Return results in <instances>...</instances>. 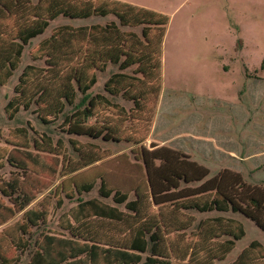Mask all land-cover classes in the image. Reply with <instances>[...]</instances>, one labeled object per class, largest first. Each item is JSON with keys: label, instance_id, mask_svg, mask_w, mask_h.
Masks as SVG:
<instances>
[{"label": "trees", "instance_id": "1", "mask_svg": "<svg viewBox=\"0 0 264 264\" xmlns=\"http://www.w3.org/2000/svg\"><path fill=\"white\" fill-rule=\"evenodd\" d=\"M58 17L111 19L56 26L32 51V59L43 63L27 64L19 74L5 105L8 117L32 106L45 124L63 115L76 156L61 151L60 140L53 142L45 134L32 138L26 128L17 140L8 141L11 148L0 145V167L7 162L19 170L18 176L0 182V264L18 260V255L7 257L12 248L29 250L27 264H213L226 258L245 234L239 220L215 216L195 223L188 210L241 213L264 231L263 186L247 183L229 168L208 177V168L156 145L140 147L147 190L136 187L129 199L100 176L99 196L114 204L78 197L58 217L61 233L41 231L31 242V228L46 222L51 199L61 207L63 197L81 196L95 182L73 181L69 189L60 185L59 194L56 187L54 196L45 194L33 204L37 194L50 188L56 175L68 176L110 155L77 137L141 144L150 133L161 92L162 43L169 18L120 0H0V86L19 68L24 46ZM108 64L118 70L105 80L104 91L121 96L131 107L92 93L97 72ZM181 183L198 185L180 188ZM20 212L21 219L8 223ZM231 264H264V246L252 240Z\"/></svg>", "mask_w": 264, "mask_h": 264}, {"label": "rangeland", "instance_id": "2", "mask_svg": "<svg viewBox=\"0 0 264 264\" xmlns=\"http://www.w3.org/2000/svg\"><path fill=\"white\" fill-rule=\"evenodd\" d=\"M120 1L160 12L169 18L162 43L160 102L158 100L150 133L141 144L77 137L81 142L97 144L110 155L68 176L56 175L52 186L37 194L33 204L45 194L54 196L56 187L59 194L60 185L64 184L69 189L73 181L95 182L92 190L83 192L81 196L76 195L73 199L63 197L61 207H56L51 199L52 206L46 222L31 228V242L41 231L61 233L57 225L58 217L73 206L78 197L80 200L98 197L114 204L111 198L99 196L100 176L110 188L127 193L129 199L134 197L136 187L147 190L140 147L167 146L208 168V177L229 168L239 172L247 183L264 187V0ZM110 19L58 17L50 22L43 34L24 46L19 68L5 85L0 86V145L11 148L8 141L17 140L20 129L26 128L32 138L38 139L45 134L53 142L60 140L62 146L59 149L76 156L69 142V137L73 136L64 130L63 115L45 124L32 106L19 110L13 118H9L5 105L14 95L23 67L43 63V60L32 59V51L56 26L105 23ZM134 30L140 31V27ZM117 70V65L108 64L105 71L97 72V82L91 91L102 93L113 102L129 108L131 102L121 96L109 95L103 88L108 76ZM18 171L5 162L0 167V182L18 176ZM30 183H36V178L30 177ZM196 185L198 183H181L180 188L192 189ZM118 206L124 209L123 205ZM186 213L195 218V223L215 216L231 217L242 222L244 236L235 242L234 249L226 258L213 264H231L252 240L264 246V231L241 213H200L195 210ZM21 217L22 212L8 223ZM191 230L192 227L186 230L185 237ZM16 255L18 260L10 264H27L28 249L21 252L12 248L7 257L14 259Z\"/></svg>", "mask_w": 264, "mask_h": 264}, {"label": "crops", "instance_id": "3", "mask_svg": "<svg viewBox=\"0 0 264 264\" xmlns=\"http://www.w3.org/2000/svg\"><path fill=\"white\" fill-rule=\"evenodd\" d=\"M159 102H160V100H159Z\"/></svg>", "mask_w": 264, "mask_h": 264}]
</instances>
